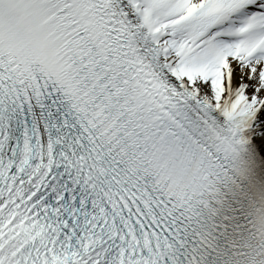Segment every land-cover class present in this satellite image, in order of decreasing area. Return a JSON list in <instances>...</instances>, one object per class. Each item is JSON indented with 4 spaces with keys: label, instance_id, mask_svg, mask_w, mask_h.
<instances>
[{
    "label": "snow or ice",
    "instance_id": "6c2138e0",
    "mask_svg": "<svg viewBox=\"0 0 264 264\" xmlns=\"http://www.w3.org/2000/svg\"><path fill=\"white\" fill-rule=\"evenodd\" d=\"M0 264H264V0H0Z\"/></svg>",
    "mask_w": 264,
    "mask_h": 264
}]
</instances>
